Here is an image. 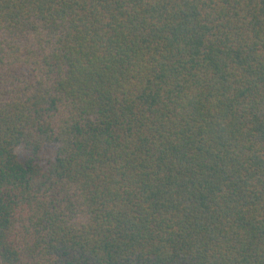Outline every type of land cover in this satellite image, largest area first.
Listing matches in <instances>:
<instances>
[{
    "label": "trees",
    "instance_id": "16d2710c",
    "mask_svg": "<svg viewBox=\"0 0 264 264\" xmlns=\"http://www.w3.org/2000/svg\"><path fill=\"white\" fill-rule=\"evenodd\" d=\"M0 264H264V0H0Z\"/></svg>",
    "mask_w": 264,
    "mask_h": 264
}]
</instances>
